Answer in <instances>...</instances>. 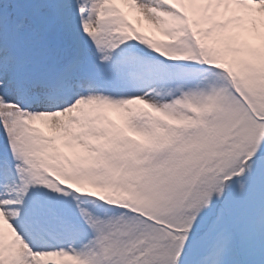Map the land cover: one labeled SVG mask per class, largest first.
<instances>
[{"label": "snow or ice", "instance_id": "6c2138e0", "mask_svg": "<svg viewBox=\"0 0 264 264\" xmlns=\"http://www.w3.org/2000/svg\"><path fill=\"white\" fill-rule=\"evenodd\" d=\"M0 264H264V0H0Z\"/></svg>", "mask_w": 264, "mask_h": 264}]
</instances>
